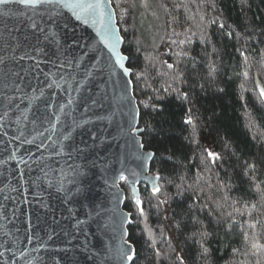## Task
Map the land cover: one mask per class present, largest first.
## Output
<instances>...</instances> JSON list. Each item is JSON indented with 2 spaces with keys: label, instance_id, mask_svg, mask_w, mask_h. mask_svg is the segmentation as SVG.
I'll return each mask as SVG.
<instances>
[{
  "label": "snow or ice",
  "instance_id": "6c2138e0",
  "mask_svg": "<svg viewBox=\"0 0 264 264\" xmlns=\"http://www.w3.org/2000/svg\"><path fill=\"white\" fill-rule=\"evenodd\" d=\"M196 2V12L190 14L193 0H116L115 4L112 0H0V18L16 21L11 27L5 24L0 32V169L7 170L10 164L14 165L9 173L11 179L5 177L3 187H0L4 201L16 203V198L9 193L22 195L24 191L34 190L32 196L36 210H43L46 214L51 205L41 193L50 197L54 190L58 204L62 206L61 217L75 221L72 225L74 232L61 228L65 236H71L67 243L72 244L82 235L80 248L87 250L89 236L80 227L85 221L78 216L88 207L89 185L85 182L88 173L99 166L97 160L90 157L102 142L93 132H89L88 139L76 142L74 132L84 129L89 121L77 120L72 106L79 98V102L85 105L84 111L89 110L86 106L89 98L84 93L95 86L97 77L103 73L116 76L119 70L125 77L132 75L124 63L128 57L118 50L125 37L117 25L123 22L125 15L133 9L143 10L156 21H162L152 26L155 47L151 51L144 49L147 52L144 67L136 74V80L144 82L142 94L147 96V101L141 100L140 103L146 109L162 111L157 102L170 97L191 105L189 91L182 85L191 83L195 87L199 83L204 92L211 89L221 69L217 63L220 42L234 40L236 51L244 58V66L248 68L252 63L245 49L252 47L256 32L247 18L236 26L221 23L217 16H210L208 12L209 9L215 11V0ZM246 4L247 0H240L242 10ZM121 7L124 12L117 18L112 9ZM212 26L219 28L218 35L213 36L209 31ZM161 29L163 35H160ZM156 38L166 46L164 49L155 44ZM137 51L140 52L141 48L138 47ZM258 54L264 60V51ZM243 75L247 78L248 71ZM150 81L157 84L162 81V87H156ZM132 86L133 81L126 80L125 93ZM256 87L259 101L264 104V87ZM121 100L128 103L130 122L134 121L139 113L132 109V99L125 95ZM92 103L98 101L92 100ZM187 113L189 118L182 123L191 126L194 140L196 125L191 106ZM53 133H58L56 139H53ZM140 147L143 148V144ZM223 148V153L206 150V156L196 165L200 171L195 175L173 158L174 153L160 157L171 171L167 178L157 174L151 180V195L155 199L151 207L157 212L163 210L171 231L165 236L161 230L162 240L167 241V250L156 251V257L166 258L170 264H186L191 256V264H213L216 253L220 252L219 248L213 247V242L220 238L222 231L225 239L235 237L239 241L225 245L227 252L219 258L224 259L227 255L226 264H264V179L261 178L264 176V156L243 163H240L241 158L236 159L239 174L248 187L243 200L234 199L230 194L232 185L228 181L231 177L227 171L224 176L228 180L217 175L220 165L216 162L223 161L229 153L230 161L236 155L227 141ZM156 156L155 152L148 153L147 160ZM185 159L190 158L186 156ZM21 165L27 170L26 178ZM205 171L216 177L215 183H209L212 176L206 179L202 174ZM235 171L236 167H233ZM3 175L0 171V176ZM17 176L18 184L13 185L12 180ZM125 179L121 173L119 180ZM173 187L174 193L171 192ZM166 189L168 194H165ZM170 201L175 203L174 209ZM23 202L28 203L27 198ZM136 203L143 217V202ZM102 207L94 210L95 217L85 213L88 218L97 220L100 231L109 226L104 223ZM170 210L171 219L167 215ZM238 223L241 225L239 231L236 229ZM48 239H52V234ZM114 239V236L110 238ZM28 241H32L31 236ZM174 243L177 246L173 247ZM181 243L185 248L179 247ZM6 244L11 246L9 242ZM125 245L127 241L109 247L112 259H133L129 254L131 246ZM4 254L0 252V257ZM15 255L13 252L12 256ZM28 264H32L31 260Z\"/></svg>",
  "mask_w": 264,
  "mask_h": 264
},
{
  "label": "trees",
  "instance_id": "16d2710c",
  "mask_svg": "<svg viewBox=\"0 0 264 264\" xmlns=\"http://www.w3.org/2000/svg\"><path fill=\"white\" fill-rule=\"evenodd\" d=\"M112 2L115 4L116 0H112ZM215 5V11L209 9L208 12L210 16H217L221 23L236 26L246 17L247 21L255 28L256 36L251 41L252 47L245 49L246 54L252 58L250 67L244 66V58L240 57L236 51L234 40L220 42L217 63L221 65V69L212 88L204 92L199 83L195 87H192L191 83L182 85V88L189 91L191 105L170 97L157 102V106L163 109L159 112H154L151 108L146 109L140 103L141 100L147 101V96L142 94L144 82L137 81L136 74L144 67V56L147 55L144 49L147 48L151 51L155 47L152 26L162 23V21H156L143 10L133 9L117 26L121 30L120 34L125 37L121 50L122 54L128 57L127 67L132 73L133 94L139 109V128H143V132L140 134L142 144L146 151L157 154L151 160L150 173L167 178L171 168L167 163L162 162L160 157L174 153L173 158L180 161L186 169L191 170L192 175H195L200 171L196 165L206 156V150L223 153V144L227 141L236 155L231 157L230 161L231 153H229V156H225L223 161L216 162L220 165L217 175L221 179L228 180L224 176V172L227 171L228 176L231 177L228 182L232 185L230 193L232 198L243 200L248 185L240 176V170L235 161L237 158H241L240 163H243L244 160L251 161L253 158L264 156V104L259 101V89L256 87L257 85L264 87V60H261L258 54L259 51H264V32H262L264 30V0H247L243 10L240 0H215ZM196 7L197 2L193 0L192 13L190 14L196 12ZM113 9L117 13V18L120 13L124 12L123 7ZM124 29H127V32ZM209 31L213 36H216L220 30L218 27L212 26ZM160 35H163L162 29ZM155 44H159L161 49L166 47L159 38H156ZM138 47L141 48L140 52L137 51ZM199 50L197 48V52ZM245 71L249 73L247 78L243 75ZM150 83H154L156 87H162V81L158 84L155 81H150ZM148 91L150 92L151 89ZM190 106L193 108L195 116L196 134L194 140L191 136V126L182 123L184 119L189 118L187 109ZM186 156L190 159L186 160ZM233 167H236L235 172H233ZM202 174L206 179L212 176V173L207 171ZM261 178L264 179V176ZM215 182L216 177L212 176L209 183ZM121 188L125 192L123 209L131 215V224L127 226V233L128 242L134 248V257L130 264H170L168 259L155 255L156 251L167 250V241L162 240L161 230H164L165 236L171 230L167 227L163 210L157 212L155 208L151 207V204L155 203V199L152 197L150 189L144 184L139 186L140 201L143 202L145 211V215L141 217L139 208L124 181L121 182ZM171 192H175L174 187L171 188ZM165 194H168L167 189ZM170 204L174 209L175 203L170 201ZM167 215L171 219V210ZM247 219V215H245L244 220L247 221ZM240 227L241 225L238 223L237 231ZM180 239L183 238L180 237ZM231 241L239 243L235 237L225 239L224 233L221 231L220 238L213 242V247L220 249L213 259V264H226L228 256L226 255L224 259L219 257L222 253L227 252L225 245ZM175 246L177 245L174 243L173 247ZM179 247L185 248L182 243ZM186 264H191V256L186 260Z\"/></svg>",
  "mask_w": 264,
  "mask_h": 264
},
{
  "label": "water",
  "instance_id": "95a60500",
  "mask_svg": "<svg viewBox=\"0 0 264 264\" xmlns=\"http://www.w3.org/2000/svg\"><path fill=\"white\" fill-rule=\"evenodd\" d=\"M15 23L14 19L0 18V32H3L5 24L11 27ZM121 49L122 45H119L118 50L122 52ZM124 63L127 67V60ZM126 80H131V75L125 77L119 70L116 76H110L105 72L101 77H97L95 86L84 93L85 97L89 98L86 105L89 110L84 111L85 105L79 102V98H77L78 103L72 106V113L77 120L89 121L84 129H77L74 132L76 142L82 138L88 139L89 132L95 133L102 142L94 156L90 157L95 158L99 166L90 169L88 173L85 181L89 185L86 201L88 207L82 209L78 216V219L85 221L80 227L89 236L87 250L80 248L82 235L78 240H73L72 244L67 243L71 236H65L61 228L74 232L72 225L75 221L61 217L62 206L58 204L54 190L50 197L47 193H41L45 201L50 202L51 205L46 214L43 210L39 212L36 210V201L32 196L34 190L24 191L22 195L9 193L16 198V203L4 201V193H0V205H4L0 207V245H2L0 252L5 253L0 257V264H28L29 260L32 264H130L132 260L112 259V253L109 252V247L119 246L127 241V245L131 246L129 254L134 257V248L128 242L127 233V226L131 224V215L123 209L125 192L121 188L122 181L119 180V175L123 173L126 177L124 183L136 205V202L140 201V184L146 185L151 191V180L155 175L150 173L151 160H147L148 153L152 152L146 151L144 146L140 147L142 144L140 134L143 128H139V115L130 122L129 105L121 100L123 96L128 95L132 99V109L139 113L133 86L127 93L124 91ZM73 95L76 96L75 93ZM92 100H97L98 103L93 104ZM132 132H135L134 136ZM52 135L53 139H56L58 133ZM32 151H36L35 147ZM25 158L27 159V155ZM13 166L10 164L7 170L0 169L4 173L0 176V187H3L5 177L11 179L9 173ZM21 169L25 171L26 178L28 173L25 166L21 165ZM18 181L17 176L12 180V184L17 185ZM24 198H27L28 203L23 202ZM101 206H103L104 223L109 225L104 231L98 229L96 219L85 215L89 213L95 217L94 210ZM5 232L9 235L5 236ZM49 234H52L51 240L48 239ZM29 236L32 237L30 243ZM112 236L115 237L114 240H110ZM6 242L11 246L9 247ZM65 249L71 250L65 251ZM13 252L15 256H12ZM21 252L24 253L23 256Z\"/></svg>",
  "mask_w": 264,
  "mask_h": 264
}]
</instances>
